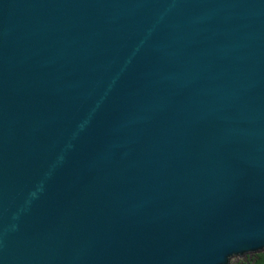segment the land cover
<instances>
[{
    "label": "water",
    "instance_id": "water-1",
    "mask_svg": "<svg viewBox=\"0 0 264 264\" xmlns=\"http://www.w3.org/2000/svg\"><path fill=\"white\" fill-rule=\"evenodd\" d=\"M264 252V0H0V264Z\"/></svg>",
    "mask_w": 264,
    "mask_h": 264
},
{
    "label": "trees",
    "instance_id": "trees-1",
    "mask_svg": "<svg viewBox=\"0 0 264 264\" xmlns=\"http://www.w3.org/2000/svg\"><path fill=\"white\" fill-rule=\"evenodd\" d=\"M230 264H264V252L251 255V256H247L235 262L231 261Z\"/></svg>",
    "mask_w": 264,
    "mask_h": 264
},
{
    "label": "rangeland",
    "instance_id": "rangeland-1",
    "mask_svg": "<svg viewBox=\"0 0 264 264\" xmlns=\"http://www.w3.org/2000/svg\"><path fill=\"white\" fill-rule=\"evenodd\" d=\"M242 259H243V258H242ZM237 260H239V259H233L232 262H235V261H237Z\"/></svg>",
    "mask_w": 264,
    "mask_h": 264
}]
</instances>
